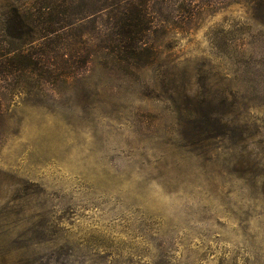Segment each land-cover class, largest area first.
Wrapping results in <instances>:
<instances>
[{
  "label": "rangeland",
  "instance_id": "rangeland-1",
  "mask_svg": "<svg viewBox=\"0 0 264 264\" xmlns=\"http://www.w3.org/2000/svg\"><path fill=\"white\" fill-rule=\"evenodd\" d=\"M53 1L59 84L9 67L52 0H0V264H264V0H169L137 68L105 0Z\"/></svg>",
  "mask_w": 264,
  "mask_h": 264
},
{
  "label": "trees",
  "instance_id": "trees-1",
  "mask_svg": "<svg viewBox=\"0 0 264 264\" xmlns=\"http://www.w3.org/2000/svg\"><path fill=\"white\" fill-rule=\"evenodd\" d=\"M168 2L169 0H105L100 12L107 18V25L114 27V30L109 29L106 32L102 40V44H104L102 50L107 61L118 65L123 64L128 68H137L148 62L153 48L150 34L157 22L155 16L163 12L162 8ZM50 4L52 5L46 6L43 11L39 12V18L43 19L41 25L49 29H44L38 35V38L44 39V43L37 62L33 60L37 54L33 53V56L27 54L23 57L11 58L9 67L11 69L21 67L20 71L22 72L37 68L41 73L48 74L50 79L59 84L61 81L59 79L63 75H67V70L72 65L79 63L78 59L81 53L70 46L66 35L63 34L67 27L65 25L68 23L69 5L62 3L63 5L58 6L60 14L65 15L66 18L56 19L55 10L57 7H52L55 5L53 0ZM193 4L190 3L187 6H190L188 12L185 11V7H181L180 10L184 9L182 11L183 17L180 18L181 22L186 23L193 17V7H195ZM157 7L160 8L159 12L155 11ZM16 17L15 22L20 25V28L21 26L22 28L27 27L28 21L25 17ZM62 30L64 31L61 32ZM24 34L30 37L27 30ZM33 35L34 38H37L36 33ZM55 38L60 42L58 46L51 44ZM87 56L90 57V54ZM85 63L87 64L86 61ZM58 71L60 74H57Z\"/></svg>",
  "mask_w": 264,
  "mask_h": 264
}]
</instances>
